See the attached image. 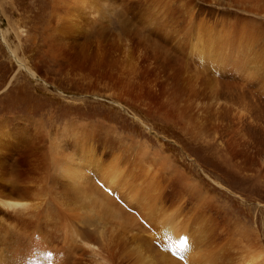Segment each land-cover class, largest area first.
Returning a JSON list of instances; mask_svg holds the SVG:
<instances>
[{"label": "bare ground", "instance_id": "6f19581e", "mask_svg": "<svg viewBox=\"0 0 264 264\" xmlns=\"http://www.w3.org/2000/svg\"><path fill=\"white\" fill-rule=\"evenodd\" d=\"M16 1L0 37L34 53L9 51V82L65 80L155 119L157 142L100 103L39 111L49 129L0 107V264H241L264 245L262 217L223 192L264 197V0H35L31 29Z\"/></svg>", "mask_w": 264, "mask_h": 264}, {"label": "rangeland", "instance_id": "374dc122", "mask_svg": "<svg viewBox=\"0 0 264 264\" xmlns=\"http://www.w3.org/2000/svg\"><path fill=\"white\" fill-rule=\"evenodd\" d=\"M26 1L28 3H26ZM33 1L35 0L16 1V4L18 3L17 6L22 16L24 15L25 8H27L28 5L31 6V10L29 9L30 11L26 12V15H28V17L23 18V20L21 21V22L26 21L25 25H27L28 29H31V21H33L34 15L38 13L37 9L33 7L32 4ZM40 1L41 0H36V3H39ZM194 1L200 4L201 6L205 4L203 0H194ZM5 7L7 9L6 10L7 13L11 14V7L9 4L7 5V0ZM15 16L16 14H14L12 20L15 19ZM0 21L3 25L2 26L3 29L9 28V23L6 17L3 15L1 9H0ZM14 32L11 33L10 31L9 33V39L7 40L9 46L7 44L5 45V43L0 37V107L1 108L3 107V109L5 110L7 109L14 110L16 108H21V110L25 113L37 112L33 114L34 118L42 122L43 129H49L52 128L53 125L48 122L47 119L48 115L46 113L40 114L39 111L41 110L46 111L47 109L52 107V109L54 110H59V113L72 111L74 114H78L79 111H85L88 108L93 107L94 105L100 103L101 106H105L106 108L110 107L111 110L104 109L102 111L100 110L101 108L98 107L97 109L99 110L100 113L99 117L109 119L114 124L117 123L118 126H122L120 127L122 130L124 129L126 131L129 130L134 133H143L151 142L153 143L157 142L156 141L157 121L155 119H149L142 113H138L135 116H133L132 111L130 109L121 110L117 106L109 103L105 99L93 98L90 96L83 97V93H81V91H78L77 89H74L72 87L70 88L69 83L65 80H58L55 83V85L58 88L39 86V89L36 90L37 95L39 92L38 96H34L32 90L28 91L23 87L17 88V84H14V82L13 83L9 82L12 79L11 77L15 75L18 71V63L13 58L12 56L13 53L9 51L12 50L14 52L15 50H17L18 56L24 61H30V58L33 57V53H34L33 50L27 46L29 45L28 43H25V45L20 46L19 41L15 36ZM17 80L23 81L24 78L19 77ZM154 95L155 96L157 95V90L154 91ZM81 99H87L90 101V103H88V101L86 100L87 104L83 105L81 103ZM73 100H77V101L73 102ZM139 118H142L145 121V124L140 122ZM60 119L61 118H59V120ZM51 120L54 121L55 119L52 117ZM55 123L57 124V126H54L55 127L54 129H60L62 126V122H55ZM31 128L30 129L33 130V126H31ZM147 128L148 129L150 128L151 130H149L148 132ZM170 142L173 144L172 141ZM184 147L187 148L189 151H191V149L188 146L185 145ZM184 161H186L187 163H192V165L195 166L196 169H198L197 171L202 172L201 169L198 168L196 164L193 163V161L188 158V156H185ZM202 175L207 178L206 174H202ZM221 175L224 176V178L226 179V183L229 186L230 184L231 185L234 184L233 181L234 179H231V177L227 176L226 173H222ZM223 192L225 194V197L234 198L237 200V202L240 205L246 207L249 211V217L253 219L255 215L259 214V216L262 217V219L264 220V197H262L261 199L262 201H261L256 199L253 195L237 196L227 190H224ZM248 224L250 225V227H252L251 223ZM239 227H242V224H239ZM262 228H264V224ZM263 237H264V233H263ZM238 263L264 264V245H258V244L250 245L249 248L244 251V253L242 254V259Z\"/></svg>", "mask_w": 264, "mask_h": 264}]
</instances>
